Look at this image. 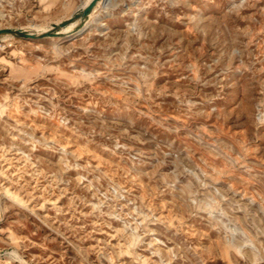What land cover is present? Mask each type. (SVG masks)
<instances>
[{
	"label": "rangeland",
	"instance_id": "rangeland-1",
	"mask_svg": "<svg viewBox=\"0 0 264 264\" xmlns=\"http://www.w3.org/2000/svg\"><path fill=\"white\" fill-rule=\"evenodd\" d=\"M101 1L0 36V264H264V0Z\"/></svg>",
	"mask_w": 264,
	"mask_h": 264
},
{
	"label": "water",
	"instance_id": "water-1",
	"mask_svg": "<svg viewBox=\"0 0 264 264\" xmlns=\"http://www.w3.org/2000/svg\"><path fill=\"white\" fill-rule=\"evenodd\" d=\"M98 0H92L90 2V4L84 8L83 10H81L79 13L73 15L72 17H70L68 20H65L59 24H56L54 27H52L50 30L39 34V35H32V34H28L25 32H22L20 30H0V36L1 35H12L13 37L16 38H24V39H37V38H44V37H48L51 34L55 33L56 31H58L59 29H61L62 27H64L65 25L75 21V20H84L85 17H87L88 13L90 12V10L92 9V7L96 4Z\"/></svg>",
	"mask_w": 264,
	"mask_h": 264
},
{
	"label": "bare ground",
	"instance_id": "bare-ground-1",
	"mask_svg": "<svg viewBox=\"0 0 264 264\" xmlns=\"http://www.w3.org/2000/svg\"><path fill=\"white\" fill-rule=\"evenodd\" d=\"M92 0H85L83 3H82V5H81V9L83 10L84 8H86L89 4H90V2H91ZM102 1L101 0H98L97 2H96V4L92 7V9L90 10V12L88 13V15H87V17H85L84 18V20H86L87 22L86 23H89L91 20H93V18H94V14L98 11V9H100L101 8V3ZM136 5V4H135ZM70 17H72V16H70ZM69 17V18H70ZM68 18V19H69ZM67 19V20H68ZM76 21H81L80 19H78V20H75V21H73V22H71V23H69V24H67V25H65L64 27H62L61 28V30L63 29V28H65L66 26H68V28H72V27H74L75 25H76ZM92 22V21H91ZM61 23V22H60ZM36 28V27H35ZM34 27H33V30H37V29H35ZM32 29V28H31ZM31 31V32H27L28 34H32V35H39V34H42V33H44V32H46V31H48V30H50V29H42V33H38V32H36V31ZM38 31V30H37ZM68 32V31H67ZM66 38V37H65ZM2 42V38L0 37V43Z\"/></svg>",
	"mask_w": 264,
	"mask_h": 264
}]
</instances>
